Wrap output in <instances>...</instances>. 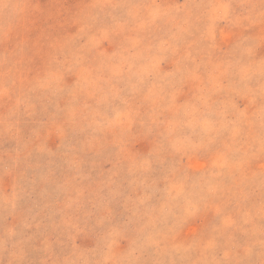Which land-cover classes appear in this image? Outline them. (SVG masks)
<instances>
[{"label":"rangeland","instance_id":"obj_1","mask_svg":"<svg viewBox=\"0 0 264 264\" xmlns=\"http://www.w3.org/2000/svg\"><path fill=\"white\" fill-rule=\"evenodd\" d=\"M0 264H264V0H0Z\"/></svg>","mask_w":264,"mask_h":264}]
</instances>
